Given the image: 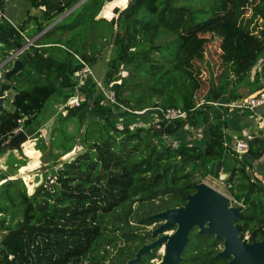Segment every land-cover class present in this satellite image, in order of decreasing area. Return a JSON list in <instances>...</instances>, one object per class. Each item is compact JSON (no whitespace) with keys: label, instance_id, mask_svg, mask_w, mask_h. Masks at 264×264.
<instances>
[{"label":"trees","instance_id":"1","mask_svg":"<svg viewBox=\"0 0 264 264\" xmlns=\"http://www.w3.org/2000/svg\"><path fill=\"white\" fill-rule=\"evenodd\" d=\"M79 1L67 0L66 7L46 6L42 15L45 21L37 23L32 35L41 34ZM106 1L110 0H86L42 33L29 46L28 57H23L24 69L11 79L17 89L12 99L14 109L7 111L0 106V146L19 127L35 128L33 137H38L45 122L39 115L47 101L57 92L69 96L79 88L76 73L84 62L95 64L103 39L113 43L116 55L109 60L105 83L114 91L116 103L110 101L109 105L97 99L92 83L91 87L81 86L85 100L67 107L66 116H61L66 121L77 119L80 124L89 115L101 118L105 124L94 122L100 133L90 140V123L85 151L58 169L54 168L60 164L56 162L51 168L53 183L46 180L33 194H27L21 179H7L0 185V226L5 231L0 241V264H94L92 252L107 239L105 217L120 211L130 216L131 205L139 201L155 204L140 219L153 223L156 220L148 215L185 204L187 195L200 182L197 174L204 178L214 173L218 161L233 152L225 145V129L230 122L212 112L214 105L209 101L222 100L237 84L248 81L264 53V25L257 24L264 20V0H132L125 9H116L117 17L96 19ZM248 10L251 13L247 16ZM105 14L110 17L112 12L106 9ZM69 32H73L71 37ZM212 34L222 38V67L218 72L212 68L205 80L193 60L204 58L207 35ZM165 35L171 38L158 43ZM23 39L16 28L1 24L0 44L7 47L0 48L2 58L19 49ZM123 69L130 74L122 76ZM256 81L252 94L264 91L258 76ZM126 89L131 90L129 95L124 93ZM232 94V100L240 98ZM201 98L205 102L198 106ZM121 104L127 109L119 111ZM146 108H180L188 111V117L168 120L158 111L156 125L120 128L116 124L119 116L135 118L140 115L136 111ZM188 125L205 126L201 144L175 147L171 141L162 140L176 136ZM59 133H64L61 139L67 135ZM51 143L48 147L40 139L37 149L52 152L54 141ZM58 146L63 148L58 157L74 147L63 140ZM246 154L251 158L236 157L226 182L232 184L231 195L243 203L237 220L242 237L248 233L247 241H252L264 235V181L252 173L255 164L251 161L264 157V134L250 140ZM14 159L17 168L26 165V160ZM6 178L0 172V181ZM19 211L22 218L14 222ZM7 213H11L10 218ZM116 228L122 229L118 226L112 231ZM125 235L139 241L130 259L148 236ZM221 243L223 240L215 235L198 234L195 229L183 253L185 259L179 264H225L227 259L216 256ZM155 256L156 251L144 256L142 263Z\"/></svg>","mask_w":264,"mask_h":264},{"label":"rangeland","instance_id":"2","mask_svg":"<svg viewBox=\"0 0 264 264\" xmlns=\"http://www.w3.org/2000/svg\"><path fill=\"white\" fill-rule=\"evenodd\" d=\"M1 1V0H0ZM3 4L6 6L7 14L12 18V10H13V3H17L18 7V14L23 16L29 10L33 14H38L40 9L38 7H35L32 5L31 0H2ZM5 1V2H4ZM187 2V1H186ZM251 13V10H248L247 16ZM13 19V18H12ZM16 21L19 23V28L24 27L22 25L20 17L17 16ZM259 27H262L264 25V20L261 19L257 22ZM253 26V24H252ZM32 35V33H30ZM73 35V32H69L68 37H71ZM33 36V35H32ZM208 42L204 46V58L202 60L200 59H194L193 63L195 68L199 69L202 78L205 80H208L210 77V71L212 68H214V71L218 72L221 70V58L219 55L221 54V42L222 38L221 36L217 34L207 35ZM35 37H31L32 40ZM171 35H165L162 38H160L157 42L158 43H166L167 39H170ZM37 42V39L34 41V43ZM31 45V44H30ZM29 45V46H30ZM102 52L98 55V59L95 62L94 65H91L92 73H84L82 72L83 69L80 70L79 76H81L80 79V85L84 87H91L92 83H95V96L97 99H99L102 103L105 104H111V100L108 97V95L112 98H116L114 91L109 88V86L105 83V75L109 69V60L113 58L116 53L114 50L113 43H109L108 40H102ZM29 50V47L26 49V52ZM25 52V53H26ZM158 57H160L159 54H157ZM20 58H23V55L19 56ZM0 58H2V53H0ZM3 59V58H2ZM1 59V60H2ZM0 60V62H1ZM2 64V63H1ZM130 74L127 70L123 69L121 70V75L126 76ZM257 76L259 78L260 83L264 84V53L260 56L258 62L253 67V69L250 71L248 76V81L237 84L231 93L226 95L222 100L224 103H230L233 101L232 93H237L240 98L243 97H250V95L255 90L253 84H255L257 81ZM1 80V79H0ZM132 86L136 90L137 87L133 85L135 82L134 79H132ZM79 90V88H78ZM17 89L12 88L8 91L5 100L3 102L4 108L7 111H12L14 109L13 103L11 99L14 97ZM126 95H129L131 93L130 89H126L124 91ZM80 94L84 96L83 91L80 90ZM234 96V95H233ZM68 93L63 94H55L53 95L46 103L43 111L39 115L40 118H42L45 122L42 126L39 127V134L38 137H31L28 141L31 142V146H29L26 149L27 154L23 152L20 156L19 152L16 156H20L22 159H26V166H21L17 168L13 164L15 161V157L10 154H5V161L0 160V168L6 169L8 173H14L13 175H9L8 179H21L24 185L26 186V191L28 195L33 194L37 187L41 185L46 180H49V183H53L54 179H52V173L51 168L54 166V164L60 163L55 169L62 166V164L65 161H71L78 157L81 153L85 151V149L88 147V140L86 139V132L88 130V127L90 126V123H93L91 125V137L90 140H94L95 136H97L99 132V125L105 124V120L89 115L82 124L77 121V119L66 121L62 117L66 116L67 114V108L65 106L67 101ZM204 98L198 99V102H202ZM235 101V100H234ZM124 105V104H121ZM124 107H126L124 105ZM121 110H125L122 106L120 107ZM148 109V108H146ZM145 110V109H144ZM140 111V110H139ZM149 114L147 116L139 115L135 118L127 117V116H119L116 119V124L122 128L125 125H129L131 127H137V126H152L155 125L159 121V114L158 110H149ZM215 112V114H220L225 119H228L231 123H237L242 124L241 128H244V131L242 133L241 130L236 129L232 130L231 132L235 135H245V133L251 132L252 134L254 132L255 135H262L263 131L260 128L259 123V117L260 115L264 116V107H261L257 109V112L251 111L250 109H239V108H232L227 106H214L212 108V112ZM62 116V117H61ZM94 122L99 123V125L94 124ZM239 130V131H238ZM60 131L65 132V138L61 139L62 136H64V133H59ZM195 128L192 127V125L187 126V131H185L184 136L181 138L176 137L175 135L170 139H162L167 141H176L178 144H201V139L199 137L195 136ZM228 129H225L226 133V141L229 144L230 147L233 146V139L229 140L227 138L228 135ZM73 134V135H72ZM234 135V136H235ZM67 136V137H66ZM40 139H44L45 143L48 147L51 146V142L54 141V146L52 149V152L49 151V149L46 150V152H42L39 149H37V143L40 142ZM86 139V141H85ZM60 140H63L64 143L67 146L74 145L73 149L62 156L58 155L62 153L63 148L61 146H58V142ZM36 149H35V148ZM25 147L23 148L24 151ZM3 153H1L2 155ZM15 155V154H14ZM9 156V157H8ZM227 167L230 169L236 164V157L238 159H243L244 157L250 159L251 157L247 155L246 153L244 155L236 154V152H232L228 154L227 156ZM225 159V158H224ZM251 161H254L253 163L254 168L252 169V173L254 176L261 178L264 181V157L259 160L255 161L252 159ZM2 164L7 163L6 166H2ZM218 167H216V170L214 173H209L206 177L202 178L200 174H197L196 180H200V182L204 181L210 184L211 186L215 187L216 189L224 192L227 194L231 199V204L235 205V202L233 200V195L230 193V187H228L227 184H225L226 179L230 175L229 172H223L220 169L219 172H217ZM221 172V173H220ZM48 173V176L46 175ZM51 177V179H50ZM4 181V180H3ZM3 181H0V183H4ZM32 185V186H31ZM159 203V201H157ZM155 204L151 203H144L141 202H133L131 205V215L125 216L122 211H120L119 214L112 215L109 217H105L106 224H107V239L102 240L101 245H99L91 255L95 258L94 264H120L122 260H126L128 256L135 252L136 249L139 246V241H133L132 239H128V236L125 235V233H141L142 235L148 236L146 239L148 243L152 240L151 233L154 228H156L160 224V220H156L151 224H145L140 222L141 216L147 212H150V209L154 208ZM13 211V209H11ZM8 218L11 217V213H7L6 215ZM1 217V215H0ZM22 218V213L19 211L17 213V217L14 220L16 222L18 219ZM13 222V223H14ZM122 227L116 228L114 231L112 229L114 227ZM172 231H168V233H171ZM5 231L0 226V239L4 235ZM249 234L247 233L245 235V240H248ZM223 243L219 245V248H223ZM164 245L161 247H158L153 250V253L156 251V256L151 258L149 261H147L145 264H158V262L162 259L163 253H164ZM151 254L150 256H152ZM129 259V258H128ZM135 264H143L142 261Z\"/></svg>","mask_w":264,"mask_h":264},{"label":"water","instance_id":"3","mask_svg":"<svg viewBox=\"0 0 264 264\" xmlns=\"http://www.w3.org/2000/svg\"><path fill=\"white\" fill-rule=\"evenodd\" d=\"M82 1L84 0L78 4ZM60 19L57 18L43 32L57 24ZM30 44V39L24 38L22 46L14 50L0 66V106L3 105L6 93L12 88L16 89L11 82L12 77L25 67L23 58L14 57L20 50L27 49ZM23 57H28L25 52ZM7 65L10 67L6 68ZM79 78L81 76L77 75V79ZM82 88L84 87H79ZM148 113L149 109L139 114L147 116ZM36 133L37 130L33 127L18 131L0 146V155L10 148L21 150L22 143ZM221 166L222 160L217 163V172L220 171ZM0 172L7 177L3 181L5 182L9 178V173L3 168H0ZM194 188L195 191L187 195L185 204L148 215L149 219L161 222L153 229L152 240L144 243L134 257L128 259L125 264L141 262L144 256H150L154 249L162 245L165 250L158 264H179L185 259L183 253L190 241V234L195 229L198 234H213L218 240H223L224 246L216 256L227 259L225 264H264V235L260 240L246 241L240 232L241 226L237 220L242 215V206L232 205L227 194L207 182L196 183ZM168 231L172 232L168 233Z\"/></svg>","mask_w":264,"mask_h":264},{"label":"built area","instance_id":"4","mask_svg":"<svg viewBox=\"0 0 264 264\" xmlns=\"http://www.w3.org/2000/svg\"><path fill=\"white\" fill-rule=\"evenodd\" d=\"M1 24H10L12 27L16 28L18 31H21L19 29L18 25L7 14L6 7L0 4V25ZM30 41L32 44L33 42L31 39H30ZM23 52H26V49L20 50L14 58H17V57L23 55ZM82 69H83L82 72H84V73H92V69H91L90 65L85 63V62H84V67ZM79 72L80 71H78L76 74H79ZM113 94H115V93H113ZM108 97L110 98L111 102L116 103L115 97L112 98L109 95H108ZM84 100H85V95L83 96L82 94H80V89L78 90V88H77L72 94H70L67 97V101H66L65 106H66V108L78 106ZM204 102H205V100H203L202 102H199L198 106H200ZM209 103H211L212 105L217 106V107L227 106V107L239 108V109H250L252 111L257 112V109L264 107V91H261V92L255 93V94H251L250 97H248V98H246V97L238 98L235 101L234 100L231 101L230 103H224L223 101H220V100L209 101ZM121 106L124 109H127L123 105H121ZM157 109H158L159 113H161L168 120H172V119H176V118H180V117H182V118L188 117V111L182 110L180 108H169L166 110L160 109V108H157ZM145 110H147V109H145ZM145 110L143 109L140 111H136V113L138 112V114H139L140 112H144ZM259 119L260 120H259L258 125L260 124L259 126H260V128L264 134V116L260 115ZM156 124L157 123H155V125ZM192 127H194V126H192ZM194 128L196 130L195 136L199 137V139L202 140L204 138L205 126L199 125V126H196ZM22 129H25V128L19 127L18 129L14 130V134L17 133L18 131L22 130ZM254 133H256V132H254ZM254 133L252 134L251 132H249V133H245V135H243V136L236 137L233 141V146L231 147L232 151L236 152V154H239V155H244L245 153H247L248 149H249L250 140L253 139L255 136H257ZM167 138H170V137H165L164 139H167ZM171 142H172L173 146H175V147L180 145L176 141L172 140ZM225 145L229 146V144L226 141V138H225ZM225 184H227L228 187H230V188L232 187L231 183H227L225 181ZM233 200L235 202L234 206H237V205L243 206V203L237 201L234 197H233ZM1 239H0V241H1Z\"/></svg>","mask_w":264,"mask_h":264},{"label":"crops","instance_id":"5","mask_svg":"<svg viewBox=\"0 0 264 264\" xmlns=\"http://www.w3.org/2000/svg\"><path fill=\"white\" fill-rule=\"evenodd\" d=\"M37 3V4H35V2ZM66 1L67 0H31V2H32V5L33 6H35V7H38L39 9H40V11H39V13L38 14H33L32 12H30L29 10H27V12L25 13V15H23V16H21V15H19L18 14V7H17V3H13V10H12V20L18 25L19 23L16 21V18H17V16H19L20 17V20H21V23H22V25H24V27H25V29L23 28V27H21V28H19L21 31H19L23 36H24V38H31V37H35V38H33L32 40H33V43H34V41L37 39L38 40V38L40 37V35L42 34V33H44V32H42L41 34H38V35H36V36H32V35H30V33H32V31H33V28L37 25V23L38 22H44L45 21V19H43V17H42V15H43V13H44V11H45V9H46V6H48V7H55L56 5H62V6H65V3H66ZM84 1H86V0H84ZM84 1H82L80 4H78V3H76L73 7H71L70 9H68V8H66L65 9V11L62 13V14H60L57 18H61L59 21H61L63 18H65L66 16H68L73 10H75L77 7H79ZM132 0H110V1H106L105 2V4L103 5V7H102V9H101V11L99 12V14L96 16V19H100V18H106V19H108V20H111L113 17H117L118 16V13L116 12V9H119V11H121V10H123V9H125L129 4H130V2H131ZM5 2V1H4ZM80 2V1H79ZM0 4L1 5H3V6H5L4 4H3V1L1 0L0 1ZM78 4V5H77ZM6 7V6H5ZM66 7V6H65ZM106 9L107 10H109V11H111L112 12V14H111V16L109 17V16H107L106 14H105V11H106ZM52 13V12H51ZM56 18V19H57ZM37 19V20H36ZM55 19V20H56ZM19 27V26H18ZM52 28V27H51ZM50 29V28H49ZM48 29V30H49ZM46 32V31H45ZM4 47V48H3ZM0 48H2V49H6L7 47L5 46V44H0ZM2 51L3 50H0V53H2ZM2 58H0V60H1ZM4 60L5 59H2L1 60V62H0V66L2 65L1 63H3L4 62ZM80 79V78H79ZM8 93V92H7ZM7 93H6V95H7ZM13 99V98H12ZM12 99H11V101H12ZM252 111V110H251ZM230 122V121H229ZM241 126H242V124L240 123V124H237V123H231L230 122V126L228 127L229 128V131H228V135H227V138H229V140H231V138H236V137H240V136H242L241 134L240 135H235L234 133H232L231 131L232 130H235V128L236 129H239V130H241V132H238V133H242L243 131H244V128H242V129H240L241 128ZM227 128V129H228ZM238 130V131H239ZM185 131H187V127H185L179 134H177L176 135V137H179V138H181L182 136H184V133H185ZM235 135V136H234ZM225 138H226V136H225ZM233 139V140H234ZM31 141V140H30ZM30 141H25L24 143H22V148H21V150H15V149H13V148H10V149H8L7 151H5V153H3L2 155H0V160H6L5 159V154H10V156H15L16 158H18V159H22V158H20V156H21V154L23 153V152H25L26 153V155H28L27 154V152H26V149L29 147V146H31V145H29V144H31V142ZM25 147V149H24V151H23V148ZM35 148V147H34ZM36 149V148H35ZM15 152H19V154H20V156L18 155V157L16 156V154L17 153H15ZM39 152H40V150H39ZM15 154V155H14ZM29 156V155H28ZM228 155H226L225 156V159L222 161V166H221V170H222V173L223 172H229L230 173V171H231V169H232V167L230 168V169H228V167L226 166L227 165V163H228V161L226 162V160H227V157ZM9 157V156H8ZM24 160V159H23ZM26 160V159H25ZM6 162V161H5ZM1 165L2 166H6L7 165V163H6V165L5 164H2L1 163ZM12 165V164H11ZM14 166H16V164H13ZM26 165H27V163H26ZM26 165H23V166H26ZM22 166V167H23ZM221 173V172H220ZM3 181V180H2Z\"/></svg>","mask_w":264,"mask_h":264},{"label":"bare ground","instance_id":"6","mask_svg":"<svg viewBox=\"0 0 264 264\" xmlns=\"http://www.w3.org/2000/svg\"><path fill=\"white\" fill-rule=\"evenodd\" d=\"M164 254V253H163Z\"/></svg>","mask_w":264,"mask_h":264},{"label":"flooded vegetation","instance_id":"7","mask_svg":"<svg viewBox=\"0 0 264 264\" xmlns=\"http://www.w3.org/2000/svg\"><path fill=\"white\" fill-rule=\"evenodd\" d=\"M247 241V240H246Z\"/></svg>","mask_w":264,"mask_h":264}]
</instances>
